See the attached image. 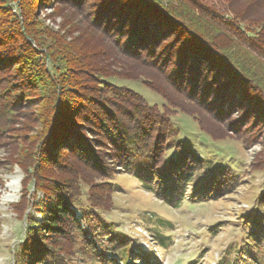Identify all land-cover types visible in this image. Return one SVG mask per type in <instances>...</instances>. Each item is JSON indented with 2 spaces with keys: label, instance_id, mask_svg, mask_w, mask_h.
<instances>
[{
  "label": "trees",
  "instance_id": "trees-1",
  "mask_svg": "<svg viewBox=\"0 0 264 264\" xmlns=\"http://www.w3.org/2000/svg\"><path fill=\"white\" fill-rule=\"evenodd\" d=\"M75 2L78 7L91 2L92 32L80 28L70 42L34 27L24 0L0 2V142L19 124L14 130L20 141L10 144L14 155L29 154L25 162L16 156L25 183L14 207L27 226L14 264H163L155 252L159 244L144 248L123 223L109 217L114 195L123 190L118 175L134 174L171 208L185 200L192 205L219 201L234 193L248 171L264 175V132L257 131L258 124L264 127V13L230 12L204 0ZM79 38L84 47L76 48ZM117 64L142 75L138 79L163 97V107L111 82ZM152 72L162 75L164 86L156 84ZM208 81L215 92L229 94L228 105L241 113L243 127L233 126L234 138L247 148L263 145L244 175L203 158L176 136L173 115L179 110L211 139L230 136L218 134L222 128L214 125L213 113L205 117L192 106L204 104L197 94L207 92ZM186 94L192 105L179 104L178 96ZM23 109L31 111L26 119L18 116ZM32 130L34 136H23ZM69 133L76 166L51 171L55 162L45 157L46 145L50 149ZM254 201V209L239 220L241 245L230 246L217 264H264V187ZM153 236L167 246L163 230L155 228Z\"/></svg>",
  "mask_w": 264,
  "mask_h": 264
},
{
  "label": "rangeland",
  "instance_id": "rangeland-1",
  "mask_svg": "<svg viewBox=\"0 0 264 264\" xmlns=\"http://www.w3.org/2000/svg\"><path fill=\"white\" fill-rule=\"evenodd\" d=\"M204 1L216 5L219 9L230 12L231 10H238L241 13L244 11L246 12L245 14H248L251 11L250 15H254L255 17L264 13V0H249L250 2L248 0ZM245 1H248L249 4ZM91 2L78 7V2H75V0H24L25 6L31 12L30 15L33 23H36L34 27L36 26L38 29L46 27V31L58 33L68 42L80 32L84 34L92 32L90 30V22L93 20V15L89 13L91 11L89 3ZM250 15L248 16L249 18L251 17ZM249 22L258 23L251 20ZM80 28L81 30L78 32ZM99 28L104 29L103 25H100ZM111 32L115 31L111 30ZM42 37L44 40L52 42V37L44 35ZM83 43L82 38L74 40L76 48L80 47V45L84 47ZM86 45L89 46L90 44L86 43ZM88 50L93 53L90 49ZM79 56H82V54ZM160 62L162 63V60ZM117 67L111 68L112 71L118 73L109 77L111 82L119 86L134 89L141 93L150 104H157L163 107L165 104L163 97L138 79L142 78V75L132 74L128 70L129 67L124 64H117ZM125 73H128V75L132 74L133 77H125ZM152 73L155 76L154 80L156 84L161 87L162 85L164 86L165 82L160 77L162 75H159L157 72ZM211 83L208 81V85L205 86L208 89L206 90L207 92L204 91L197 94V98L203 99L204 104L197 103L192 105L193 102L188 99L187 94L186 96H178V102L179 104L181 101V104L192 105L194 110L199 108L205 117L207 113H213L214 125L222 128L217 133L224 135V131H227L230 136L219 140L211 139L200 130L197 120L180 110L173 115V127L177 131L176 136L187 145H191L203 158L212 161L220 167L228 166L234 169L236 173L244 175L249 170L250 163L255 160L257 154L263 148V145L257 143L247 148L234 138L236 132L232 128L236 124L238 127L242 126L241 113H238V110L233 106L228 105L227 100H231L232 97L229 94L228 96L222 94L220 91H223V89L219 92V89H217L215 92ZM209 89L214 95L210 96L214 97L213 100L209 99V94H207L211 93ZM237 101L234 104L235 106L238 104ZM30 110H33V108ZM30 112L29 109L18 110V116L21 117L20 115H22V117L24 116L23 119H26V117H29L28 114ZM35 124H37L36 121ZM257 124L256 122L255 125ZM82 125L86 127L85 122H82ZM18 126L20 125L14 124L12 131L10 130L8 133H5L9 135V138L0 142V177H2L3 173L11 171L14 165L21 166L22 163L18 162L16 156H19L18 158L23 159L22 161L25 162V155H29L25 153L23 155H14L13 153L15 148L10 143L20 141L18 133L14 130ZM40 127L38 126V129L36 128L35 131H38ZM257 129L260 133L264 132V127L259 126V124L257 125ZM24 133L27 134L23 136L28 135V137L35 134L33 130L25 131ZM73 133L66 134L63 136V139H58L56 144L50 149H47L46 145L45 157L53 156L52 161L55 162L52 164L53 167H50L51 171H58L60 168L73 170L72 168L76 166V162H74L76 158L73 156L74 151L71 149V143H74ZM85 134L88 137H94L89 132ZM32 143L30 142L29 144ZM28 152H30L29 149ZM66 157H68L67 163H65ZM248 172L234 193L225 196L221 200L195 205L185 200L179 208L168 207L155 194L148 193L134 174L120 173L118 181L122 185L123 190L114 195L115 206L112 211L108 212L109 217L117 219L119 223H123V229L137 237L144 248L159 244L161 247L157 248L155 252L159 256H162L163 264H217L221 260L223 252L229 249L230 246L238 248L241 245L244 231L239 220L243 215L250 212L251 209H254V200L264 187L263 173ZM23 178L24 172L21 169L14 176L7 177V179L13 181L10 186V199L12 202L7 205L0 203V264H14V251L25 238L26 221L21 217L19 208L14 207L20 201V197L23 194L25 183ZM3 186L4 179L0 178V188H3ZM39 196L43 197V194L40 192ZM9 212L12 214V225L11 227H4L6 223L5 214ZM34 214L37 221L42 220L41 213L35 211ZM79 215H81L80 211ZM158 219L165 221L160 223ZM168 220L173 225L168 226ZM155 228L163 230L169 236L167 246L161 245L159 240L153 236Z\"/></svg>",
  "mask_w": 264,
  "mask_h": 264
},
{
  "label": "clouds",
  "instance_id": "clouds-1",
  "mask_svg": "<svg viewBox=\"0 0 264 264\" xmlns=\"http://www.w3.org/2000/svg\"><path fill=\"white\" fill-rule=\"evenodd\" d=\"M20 170V166L19 165H14L13 169L11 171L5 172L3 173L2 177L4 179V186L3 188H0V203H4V204H10L12 201L10 199L11 196V191H10V186L13 183V181L11 179H7V177H11L14 176L15 173L17 171ZM22 179V177H21ZM6 223L4 225V227H11L12 225V214L6 213Z\"/></svg>",
  "mask_w": 264,
  "mask_h": 264
}]
</instances>
